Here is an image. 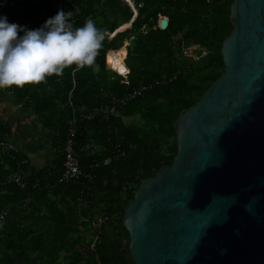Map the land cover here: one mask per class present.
<instances>
[{
  "label": "trees",
  "instance_id": "obj_1",
  "mask_svg": "<svg viewBox=\"0 0 264 264\" xmlns=\"http://www.w3.org/2000/svg\"><path fill=\"white\" fill-rule=\"evenodd\" d=\"M132 3L136 16L130 27L111 37L134 16L124 0H0V16L22 28L39 29L63 10L73 12L74 27L91 18L111 37L103 43L95 73L88 68L73 71V66L39 85L0 90L35 111L49 133L50 154L35 173L28 174L29 164L24 166L26 189L20 190L7 180L27 158L0 147V212H7L0 227V264H12L13 256L21 264H134L122 224L124 210L143 180L173 162L179 115L224 73L221 48L233 30V0ZM159 17L168 19L164 30ZM182 45L198 46L205 54L196 61L184 58ZM110 52L119 60L126 56L125 79L106 68ZM157 80L163 82L156 85ZM143 85L149 86L139 97L117 106V116L80 118ZM129 118L133 121L125 123ZM71 126L76 129L74 154L81 176L58 183ZM5 135L4 129L0 142ZM107 158L109 164L103 165ZM99 217L106 220L96 231L91 224Z\"/></svg>",
  "mask_w": 264,
  "mask_h": 264
},
{
  "label": "water",
  "instance_id": "obj_2",
  "mask_svg": "<svg viewBox=\"0 0 264 264\" xmlns=\"http://www.w3.org/2000/svg\"><path fill=\"white\" fill-rule=\"evenodd\" d=\"M229 18L224 73L179 115L173 162L124 210L134 264H264V0H233Z\"/></svg>",
  "mask_w": 264,
  "mask_h": 264
},
{
  "label": "clouds",
  "instance_id": "obj_3",
  "mask_svg": "<svg viewBox=\"0 0 264 264\" xmlns=\"http://www.w3.org/2000/svg\"><path fill=\"white\" fill-rule=\"evenodd\" d=\"M72 16L73 12L60 10L35 30L0 16V90L39 85L53 75L62 76L73 66V71L98 70L96 60L104 41L111 38L110 33L98 28L91 18L82 27H74ZM106 61V66L122 77L129 72L118 56H108Z\"/></svg>",
  "mask_w": 264,
  "mask_h": 264
},
{
  "label": "built area",
  "instance_id": "obj_4",
  "mask_svg": "<svg viewBox=\"0 0 264 264\" xmlns=\"http://www.w3.org/2000/svg\"><path fill=\"white\" fill-rule=\"evenodd\" d=\"M132 10L134 9L132 0H124ZM181 54L184 58L191 59L193 61L198 60L201 56L205 54L198 46H181ZM124 64V62H123ZM125 65V64H124ZM128 74V73H127ZM124 79L126 78L123 77ZM127 84L126 81H122ZM163 81L157 80L155 82L156 85H160ZM149 85H143L139 88H136L127 93L126 96L121 98H113L106 104H101L86 114H81L80 118L83 119H92L98 116H101L105 120H108L110 117L117 116V106L125 105L130 99H134L140 96V94L148 88ZM9 94V93H8ZM76 129L71 126L68 130L67 137L64 143V161H63V171L58 180V183H69L74 182L79 179L81 176V171L79 168V162L74 154V139H75ZM0 147L5 148L7 151H11L14 153L20 152V150L12 143H9L4 139V141L0 142ZM110 162V158H107L103 161V165H108ZM28 165V160L20 161L19 165H17L16 172L7 180L8 183L15 184L20 190L26 189L25 183V175H24V166ZM7 216L6 211L0 212V227L3 226L5 219ZM106 218L99 217L94 220L91 224L92 229L98 231L101 226L104 224Z\"/></svg>",
  "mask_w": 264,
  "mask_h": 264
},
{
  "label": "crops",
  "instance_id": "obj_5",
  "mask_svg": "<svg viewBox=\"0 0 264 264\" xmlns=\"http://www.w3.org/2000/svg\"><path fill=\"white\" fill-rule=\"evenodd\" d=\"M27 158L28 174L39 171L50 158L47 133L31 108H23L10 94H0V133Z\"/></svg>",
  "mask_w": 264,
  "mask_h": 264
},
{
  "label": "rangeland",
  "instance_id": "obj_6",
  "mask_svg": "<svg viewBox=\"0 0 264 264\" xmlns=\"http://www.w3.org/2000/svg\"><path fill=\"white\" fill-rule=\"evenodd\" d=\"M161 19V17H159V20ZM124 50H125V48H123ZM122 50V49H121ZM120 51V50H119ZM115 52H117V51H115ZM114 53V52H113ZM112 54V53H111ZM125 58V59H124ZM120 62L123 64V62H124V64H125V66H127V62H126V57L125 56H122L121 58H120ZM123 64V65H124ZM107 69H109L110 70V68L109 67H106ZM133 121V119L132 118H129V119H125V123H127V124H130L131 122Z\"/></svg>",
  "mask_w": 264,
  "mask_h": 264
},
{
  "label": "bare ground",
  "instance_id": "obj_7",
  "mask_svg": "<svg viewBox=\"0 0 264 264\" xmlns=\"http://www.w3.org/2000/svg\"><path fill=\"white\" fill-rule=\"evenodd\" d=\"M126 25H127V24H126ZM126 25H124L121 29H123L124 27H127ZM118 51H119V50H118ZM118 51H117V52H118ZM112 54H113V53H112ZM112 54H111V56L115 58L116 55H112Z\"/></svg>",
  "mask_w": 264,
  "mask_h": 264
},
{
  "label": "snow or ice",
  "instance_id": "obj_8",
  "mask_svg": "<svg viewBox=\"0 0 264 264\" xmlns=\"http://www.w3.org/2000/svg\"><path fill=\"white\" fill-rule=\"evenodd\" d=\"M117 64L119 63V61L116 62Z\"/></svg>",
  "mask_w": 264,
  "mask_h": 264
}]
</instances>
